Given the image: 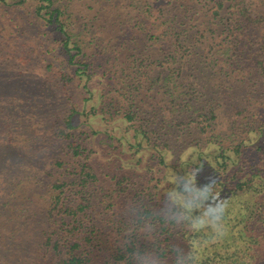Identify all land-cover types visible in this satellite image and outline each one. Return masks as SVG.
<instances>
[{
    "label": "rangeland",
    "instance_id": "1",
    "mask_svg": "<svg viewBox=\"0 0 264 264\" xmlns=\"http://www.w3.org/2000/svg\"><path fill=\"white\" fill-rule=\"evenodd\" d=\"M70 1L76 23L72 26L75 33L88 34L84 49L96 71L89 93L86 78L75 67H66L62 57L57 60L56 51L45 52L53 45L61 50L60 37L44 33L34 14L37 2L25 5L6 0L0 4V264H60L67 257L69 244L54 255L42 245L49 236L57 237L62 224L67 229L74 221V215L68 213L51 214L60 190H54L56 184L67 183L73 191H66V199L78 200L66 206L82 203L85 212H93V218L85 217L80 236L96 225L109 244L127 241L131 231L127 220L135 205L130 199L135 188L146 182V173L133 168L137 158L118 139L128 132L132 136L134 123L145 120L148 135L167 146L169 160L176 164L188 159L198 141L203 145L210 135L202 126L191 124L196 117L205 119L200 111L205 114L216 107L215 131L211 133L224 146L233 144L238 136L232 125L246 96L257 101L253 108L259 112L256 126L260 121L264 124V0H249L243 50L231 34L233 30L240 33L242 26L238 24L241 5L236 1L176 0L170 6L171 14L179 13L180 23L192 35L186 47L178 49L176 66H185L175 71L177 75L183 72L184 77L179 79V98L166 85H173L170 56L175 51L172 40L177 37L158 32L150 38L129 29L127 23L135 8L122 22L117 13H111L117 10L106 0ZM104 6L108 8L104 10ZM102 9L104 12L99 11ZM220 44L219 54L231 63H224L227 78L212 75L223 63L215 54ZM218 82L225 94L219 91ZM174 105H184L175 112L180 115L176 122H172ZM134 112L138 115L131 121L126 115ZM246 144L251 146V141ZM73 145H81L89 156H74ZM148 159L146 156L143 166ZM86 162L90 178L76 180ZM150 164L158 162L154 159ZM120 219L125 223L122 233ZM85 248L92 258L89 264L113 263L106 246ZM255 253V264H264V246Z\"/></svg>",
    "mask_w": 264,
    "mask_h": 264
},
{
    "label": "trees",
    "instance_id": "2",
    "mask_svg": "<svg viewBox=\"0 0 264 264\" xmlns=\"http://www.w3.org/2000/svg\"><path fill=\"white\" fill-rule=\"evenodd\" d=\"M33 0H19V4H29ZM37 4L34 6V14L37 17L41 27L45 28L44 33L58 34L60 37L61 50L57 45H53L45 52L52 53L57 60L65 63V66H73L77 73L86 79L85 89L87 92H92L89 89V82L96 74L95 68H91L90 62L87 60L84 43L88 34L81 36L75 33L76 25L73 11L69 10L70 0H35ZM110 3V7L116 9L112 14L117 13L121 21L124 22L129 15L134 14L131 9L135 8V14L130 16L129 29L135 33L143 34V36L154 38L157 33L161 35L166 33L176 39L172 40V46L175 51L170 59V65L173 68L172 83L170 86L172 96L179 98L181 93V80L184 79L176 72L182 71L185 66L179 64L176 66L178 60L177 54L186 47V42L190 38L189 32L191 29L184 28L180 23V14H171L170 6L176 4V0H106ZM236 5H241L238 24L241 26V32L236 34L232 31L237 40L236 46H241V37L245 35L247 30L246 22L249 20L245 17V12L249 11V0H234ZM118 2V4H117ZM6 3V0H0V4ZM119 3L121 5L119 9ZM137 3V4H136ZM220 4V3H219ZM104 10L108 6L103 7ZM125 8V9H124ZM104 10H99L103 11ZM110 10V9H109ZM159 11V12H158ZM126 14V15H124ZM98 17V15H96ZM75 21V20H74ZM85 23V22H84ZM264 31V25L261 26ZM84 30H79V32ZM89 32V30H88ZM171 33V34H170ZM206 30L203 31V34ZM192 36V35H191ZM194 36V35H193ZM180 37H184L185 41H181ZM195 38L197 36H194ZM80 38V39H77ZM178 41L177 45L176 42ZM217 46L215 51L216 59L222 63V66L214 68L212 75L215 78L229 77L228 71H224L226 64H231L230 60L224 59L219 54L221 49ZM172 48V47H171ZM230 49V47L226 48ZM57 50H60L57 51ZM169 59V60H170ZM93 64V63H92ZM264 71V66H262ZM220 71V73H218ZM264 74V72H262ZM215 74V75H214ZM222 75V76H221ZM250 75V74H249ZM232 78H236L235 75ZM83 79V78H82ZM177 80V81H176ZM219 91L225 94L223 85L218 82ZM242 101V98L240 99ZM242 102H245L238 110L237 119L233 122V133L244 137L238 140L236 136L233 144L227 146L217 143V135L211 133L215 131L213 124L217 119L216 107L211 106L207 113L199 112L205 119L200 117L194 118L192 123L196 126H202L206 134V143L202 145L198 141V145L194 147V152L188 159L181 162L173 163L169 160V149L162 142L153 141L152 136L148 135V130H145L147 125L144 122H136L133 127V134L129 136L128 133L121 134L118 139L124 145H128V151L133 154V158H137V162L133 168L146 173L145 181L141 186L136 187L133 191L131 201L134 207V214H130L127 220V225L131 229L127 241L119 243V245H111L106 241V234L96 226L93 225L91 230L81 234V227H86L85 219L93 218V212L86 211V207L81 203L76 206H66L67 203L78 201L77 199L68 200L69 197L65 194L66 191H73L72 188L56 184L54 190H59L56 198V206L52 210L74 215V221L71 222V228H67V224H62L61 231L56 232V238L49 236L47 241L42 245L48 252L53 255L60 253V249L64 245H68V255L65 259H61L60 264H89L92 261L90 253L87 252V246L104 245L111 253L108 257H112V264H134L133 254L136 251H153L159 257L161 264H175V257L177 255L176 249H181L185 253H191L193 259L189 264H255L257 258L255 249L264 246V124L260 121V125L256 126V117L259 112H254V105L257 103L251 96H246ZM93 106L95 109L97 104ZM179 106L174 105L172 110V122H176L180 115L175 113L178 110H183ZM179 107V108H178ZM181 108V109H180ZM111 111V107L109 112ZM127 114V118L131 121L136 119L138 113ZM112 114V113H111ZM113 117V114H112ZM191 119V118H190ZM69 127H73L69 120ZM209 130V131H208ZM203 131V132H204ZM254 135V136H253ZM116 136H113L115 138ZM247 137V138H245ZM215 139V140H214ZM220 140V139H219ZM247 140L251 141V146L247 145ZM72 147V145H71ZM86 149L81 145H73V154L76 157L86 156ZM147 165L143 166L145 158ZM156 160L158 164L152 166L150 161ZM89 167L88 162L83 166V173L76 177V180L86 182L91 176L87 171ZM159 167V168H158ZM186 169H191L198 172V182L203 184L211 183L214 191L222 199L230 202L229 211L225 216L222 230L217 233L212 229L205 228L200 231L193 230L188 224L178 225L174 221L170 222L160 216L159 210L164 203V197L171 188L170 177L175 173H183ZM152 175V176H150ZM57 188V189H56ZM83 191V190H81ZM94 195L92 194V197ZM68 197V199H66ZM68 200V201H66ZM196 213H193L195 215ZM60 215V214H59ZM51 217V216H50ZM86 217V218H85ZM119 223L121 232L125 228V223L120 219ZM90 229V227H89ZM122 233V232H121ZM75 239V240H74ZM80 241H88V243H81ZM84 250L82 252L79 249Z\"/></svg>",
    "mask_w": 264,
    "mask_h": 264
},
{
    "label": "clouds",
    "instance_id": "3",
    "mask_svg": "<svg viewBox=\"0 0 264 264\" xmlns=\"http://www.w3.org/2000/svg\"><path fill=\"white\" fill-rule=\"evenodd\" d=\"M198 172L186 169L170 177L171 188L164 197L159 215L178 225L188 224L196 231L205 228L219 233L229 211L230 202L222 199L214 191L211 183L198 182ZM193 213H196L193 215ZM175 264H189L191 253L176 249ZM134 264H161L160 257L153 251H136Z\"/></svg>",
    "mask_w": 264,
    "mask_h": 264
}]
</instances>
